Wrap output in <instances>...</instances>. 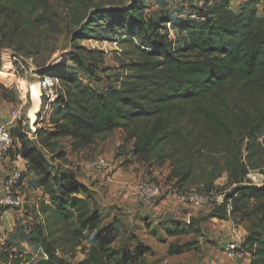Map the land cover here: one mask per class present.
Masks as SVG:
<instances>
[{"label":"trees","instance_id":"obj_1","mask_svg":"<svg viewBox=\"0 0 264 264\" xmlns=\"http://www.w3.org/2000/svg\"><path fill=\"white\" fill-rule=\"evenodd\" d=\"M40 1L0 0V11L26 12L35 9ZM205 5L201 19L184 24L190 42L179 52L170 50L158 32L165 28L166 21L162 27L159 22L149 25L142 3L102 13L100 18L107 21L110 29L127 27L130 35L140 41L139 47L162 60L135 65L133 74L118 88L101 93L66 70L60 71L59 78L68 83V91L51 107L55 115L61 114L53 123L52 133L71 137L74 149L81 151L97 138L123 130L134 140L135 156L150 157L156 163L169 161L173 166L171 177L181 185L212 186L226 173L229 183L237 186L227 192L221 206L212 208L210 217L237 218V212L243 210L241 220L257 217L262 225L264 185L256 187L244 180L248 164L259 168L263 156L260 161L257 156L264 153L259 142L264 135V17L258 15L257 0L247 2L238 12L231 9V0H213ZM234 93L245 106L228 102ZM2 94L9 98L8 90ZM188 105L192 110L183 114L182 109ZM182 117L187 118L185 125ZM21 127L20 124L12 132L14 139L22 143L20 152L17 148L13 153L29 162L30 186L44 189L51 201L47 207L50 217L36 227L34 238L46 258L32 263L30 256L5 251L0 253V264H75L65 257L80 246L82 236L88 233L92 234L90 249L77 264H144L151 248L130 249L125 244L115 247L120 232L104 225L100 212L91 205L90 188L76 173L56 170L45 151H38ZM37 134L45 133L37 129ZM243 150L247 153L246 165L242 162ZM222 153L224 164L210 172V177L197 170L200 165L194 161L198 157ZM53 183L59 191L51 188ZM192 228L196 236L204 239L203 228L202 232L195 225ZM194 245L201 244L195 241ZM175 252L180 253L181 247H171L170 254ZM240 252L251 256L250 264H264V234L259 229L250 231Z\"/></svg>","mask_w":264,"mask_h":264},{"label":"rangeland","instance_id":"obj_2","mask_svg":"<svg viewBox=\"0 0 264 264\" xmlns=\"http://www.w3.org/2000/svg\"><path fill=\"white\" fill-rule=\"evenodd\" d=\"M188 1L41 0L35 9L31 8L26 12L2 9L0 11V90L7 89L10 99L14 101L19 93L17 87H20V91L24 99H26L30 92L29 84L46 76L57 79L56 89L59 98H61L66 96L68 91V83L63 82L59 78V73L62 70H66L70 76H77L86 85L94 87L100 93L104 92L105 89L118 88L120 83L133 74L135 65L144 62L155 63L162 59L160 56L149 55V52L143 50L141 46L139 47L140 41L130 35V30L127 27L120 28L116 26L112 30L108 27L107 21H103L100 18V15L107 10L117 12L123 10L124 7L130 5L137 7L142 3V5L146 6L144 18L149 22V25L159 22V27H162L163 24L161 23L166 21L164 24L165 28H159L158 32L165 37L170 50L179 52L186 49L190 42L188 32L184 30V24L192 20L201 19L200 16L205 12L202 10L207 9L205 4L199 3L191 6L187 4ZM18 83L19 85H17ZM34 87L31 90L32 94L34 92V95L37 96L38 92L40 95L38 87ZM235 96L236 94L234 93L233 96L229 97L228 102H231L230 104L233 105L240 102V104L246 105L244 100H240ZM67 97L66 99L68 100ZM33 101L37 100L33 98ZM40 103L42 105V100H40ZM32 105L33 102L25 106L21 112L24 119L29 116ZM192 108V105L186 106L182 109L183 114L187 115ZM51 111L52 108L47 114V120L51 124L44 121L42 124H47V126H41L45 133L44 136L38 135L37 130L32 131L30 129V131H27L24 127H21L22 132L29 141L32 143L34 141L37 142L40 150L43 149L47 154L49 161L65 163L68 170L76 173L77 176L82 170L80 168L81 164L103 158L112 166L111 171L113 173L128 174L129 177H132L131 180H134V178L137 180L136 185L147 181L162 183L164 188L174 187L180 192H184L189 188H196L201 193H208L215 189L218 192H230L232 188L237 186L229 183L226 173L219 177L212 186H205V184L181 185L176 183L174 181L176 179L171 177L173 166L169 161L156 163L150 157L135 156L133 154L134 140L130 139L125 131L120 129L97 138L93 145L81 151L76 150L73 147V139L71 137L55 136L52 133L55 129L53 123L60 119L61 114L55 115L56 110ZM181 120L184 125L187 123V118L182 117ZM30 121L29 119L27 121L26 125L28 127H30ZM35 128L39 129L37 125ZM259 142L264 150V135ZM16 144H19L18 153L22 148V143L16 141ZM224 155L222 153L207 155L205 158L198 157L194 163L200 165L197 169L199 172L206 175L209 173L208 176L210 177V172L218 170L221 165L223 166ZM246 156L247 153L243 150L242 162L245 165ZM261 156H263V161L259 163V168L254 169L248 164L249 173L244 180L245 184H261L264 181V153L258 155L257 159L260 161ZM212 161H215V163H210ZM39 179L40 176H38ZM38 180L36 179L35 183ZM30 183L31 178H28V187L24 191L36 203L38 208H32L29 213L6 211L14 214L13 218L15 219L16 227L5 230V239L0 243V253L13 251L14 255L30 256L32 263H38L45 259L46 255L41 246L34 243L35 229L38 225L47 223L48 217H50L47 207L51 206V201L50 196L44 189L39 190L40 192L36 194L33 190L34 186H30ZM132 187L127 190L128 199L131 198ZM51 188L59 191V186L55 183L51 184ZM100 188L103 196L109 194L106 191V186H101ZM165 196L167 195L159 198L156 204L163 199L165 200ZM107 199V196H104V200ZM110 199L114 200V202L112 201L109 206L115 212H123L125 209L131 210L127 203L118 205L121 208H116V204L119 203L118 199L115 197ZM91 205L96 211L98 205L92 203ZM169 209L173 210L168 208L166 211H170ZM186 209V213L190 214L196 208L186 206ZM242 213L243 210L238 211L235 219L241 221ZM248 213L246 212V215ZM189 216L199 218L195 215ZM190 217L186 219L188 222ZM148 219L150 218L147 217L146 221ZM243 219L248 224L249 232L259 229L264 234V224L261 225L257 217L246 216ZM9 231H12V233L10 234ZM126 233L124 228L115 247L119 248L126 243L125 241L128 239L126 238L128 235ZM14 236L15 238H13ZM91 240L92 234H84L80 246L75 251L69 252L65 258L75 264L84 260L85 253L90 249ZM198 249H200V245H198Z\"/></svg>","mask_w":264,"mask_h":264},{"label":"crops","instance_id":"obj_3","mask_svg":"<svg viewBox=\"0 0 264 264\" xmlns=\"http://www.w3.org/2000/svg\"><path fill=\"white\" fill-rule=\"evenodd\" d=\"M211 1L213 0H189L187 4L194 6L199 3L207 4ZM249 1L252 0H231L230 7L233 11L238 12ZM257 1L258 15L264 17V0ZM17 85H19V83ZM17 88L19 93L16 95L14 101L11 100L10 97L5 98L0 90V127L3 125H10L11 123L13 130H15L20 124L24 127L22 121H13L11 114L17 110L21 114L24 107L33 102V98L37 100V97L32 94L30 89L29 94L26 96V99H24L20 87ZM46 123H48V120H46ZM37 125L39 126V129H42V125L43 127L47 126V124L44 125L41 122ZM28 130L29 129H27V131ZM34 130L37 129L35 128ZM54 162H52L51 165H53L56 170H59V172L68 170L65 163H59L58 161ZM92 162L93 161H89L80 165V168L82 169L78 176L80 181L90 188L92 204L98 205L97 210L102 216L104 225L118 228L120 234L123 233V229L125 228V231L127 232L126 234H128L126 237L128 239L125 241L127 247L130 249H134L137 246L151 248L150 253L144 257V264L251 263V256L249 255H246L241 259L230 260L225 253V248L229 242H244L249 232V227L245 220L240 221L233 217L228 218L227 220L212 218L210 215L213 209L209 207L195 209L194 212L187 214L186 206L188 207L189 205H182L169 196H165V200H161L158 204H156V202L151 207L141 206L134 199H128L127 196V190L137 183L135 178L134 180H131L132 177H129L126 173H113V171L100 172L92 166ZM17 165L20 168H29V162L20 155ZM101 186L107 187L106 191L109 194L104 195L105 197L107 196V200H104L100 188ZM39 190L40 189L34 191L37 194L40 192ZM30 192L33 193L32 191ZM109 196L118 199L119 203L116 204V208H121L118 205L127 203L131 207V210L125 209L123 212H115L113 208L109 206L112 201L114 202V200L110 199L113 197L109 198ZM168 208H172L173 210L169 209L170 211H166ZM168 214L174 216V220L164 221V217ZM189 215L204 218L202 222L204 241L203 246L200 245V249H198L197 245H194L195 241L199 242L200 238L193 233L192 224H189L186 220L190 217ZM13 216L14 214L12 212H6L2 215L3 227L6 230L16 227ZM147 217L150 218L148 221H146ZM136 218H138V220H136ZM9 232L10 234L12 233V231ZM177 246L181 247V252L170 254L171 247Z\"/></svg>","mask_w":264,"mask_h":264},{"label":"built area","instance_id":"obj_4","mask_svg":"<svg viewBox=\"0 0 264 264\" xmlns=\"http://www.w3.org/2000/svg\"><path fill=\"white\" fill-rule=\"evenodd\" d=\"M56 80L57 79L52 77L45 76L42 79L33 81L29 86L30 91L33 90L34 86H37L40 91L42 106L38 117V123H43L47 120V114H49L52 105L59 97L56 89ZM11 116L13 121H22L24 128L30 131L31 128H28L26 125L28 119L30 120L29 116L24 119V117H21L18 110L12 112ZM37 127L39 126L37 125ZM32 131H34V129H32ZM12 132V123L0 127V243L5 239L6 229L3 227L2 215L6 211L29 213L32 208H38L36 203L30 199L24 191V189L28 187V178H31L32 181V176L29 174L28 169L20 168L17 165L19 156L14 155L13 152L18 148L19 144H16L15 139H13ZM92 166L100 172H109L112 169V166L103 158L94 160ZM249 185L261 187L264 185V181H262L261 184L250 183ZM226 194L227 192H218L217 189L208 193H201L196 188H189L184 192H180L174 187H168L166 189L162 183L147 181L132 187L130 192L131 198L141 206L151 207L159 198L167 195L177 200L182 205H189L196 209L221 206L225 201ZM242 244L243 242L241 243L238 241L229 242L225 248L227 258L230 260H237L248 255L240 252Z\"/></svg>","mask_w":264,"mask_h":264},{"label":"water","instance_id":"obj_5","mask_svg":"<svg viewBox=\"0 0 264 264\" xmlns=\"http://www.w3.org/2000/svg\"><path fill=\"white\" fill-rule=\"evenodd\" d=\"M34 104V103H33ZM41 103H40V109H39V111L36 113V115H35V120H34V122H33V120H32V118H31V112L33 111V107H34V105H32V108H31V110L29 111V118H30V128L31 129H35V126L38 124H36V122L38 121V116H39V114H40V111H41ZM33 144H34V147L38 150V151H40V148L38 147V144H37V142L36 141H34L33 142ZM168 220H174V216H172V215H170V214H168V215H166L165 217H164V221H168ZM189 224H192V225H195V227L197 228V230L198 231H200V232H202V218H195V217H190L189 218ZM199 242L201 243V245L203 246V238H200L199 239Z\"/></svg>","mask_w":264,"mask_h":264},{"label":"bare ground","instance_id":"obj_6","mask_svg":"<svg viewBox=\"0 0 264 264\" xmlns=\"http://www.w3.org/2000/svg\"><path fill=\"white\" fill-rule=\"evenodd\" d=\"M9 74V73H8ZM6 75V74H5ZM9 78V77H8ZM37 88V87H36ZM34 89H35V87H34ZM39 89V88H38ZM36 90V89H35ZM38 91V90H37ZM40 92V91H39ZM33 94H34V92H33ZM35 96V95H34ZM35 97H37V101H33V105H34V107H33V111L31 112V118H32V120H33V122H34V120H35V115H36V113L39 111V109H40V95H39V93L37 92V96H35Z\"/></svg>","mask_w":264,"mask_h":264}]
</instances>
